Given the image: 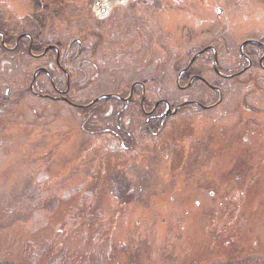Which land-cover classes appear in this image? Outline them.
Here are the masks:
<instances>
[{
	"label": "rangeland",
	"instance_id": "obj_1",
	"mask_svg": "<svg viewBox=\"0 0 264 264\" xmlns=\"http://www.w3.org/2000/svg\"><path fill=\"white\" fill-rule=\"evenodd\" d=\"M0 29L64 50L81 40L80 59L75 48L63 62L75 68V104L127 97L139 82L147 109L166 100L174 110L218 100L203 85L180 90L179 71L209 44L224 72L241 70L240 45L264 42V0H0ZM24 44L0 55V263L264 264L258 63L220 80L208 53L195 67L223 90L222 104L183 108L152 136L140 88L128 110L117 99L77 109L32 94L48 61ZM35 91L54 95L45 76Z\"/></svg>",
	"mask_w": 264,
	"mask_h": 264
},
{
	"label": "flooded vegetation",
	"instance_id": "obj_2",
	"mask_svg": "<svg viewBox=\"0 0 264 264\" xmlns=\"http://www.w3.org/2000/svg\"><path fill=\"white\" fill-rule=\"evenodd\" d=\"M95 5L97 8H100L101 6L100 1H97ZM218 11H221V10H218ZM100 12L102 16L107 14V10L104 8L100 9ZM26 41H27V54L29 57L35 60L47 59L48 61L47 67L37 69V70L42 69L43 71L39 72L37 75V78L34 82V90H35V86H36V83L39 77L45 76L50 84V87L52 88V92L54 93V95L48 94V93H38L36 91L35 92L40 95L45 96L46 98L44 99H47L50 101H56V102H63L73 108L84 109L82 108V106L84 105L75 104L73 101L70 100L71 82H72V76L75 73V68L66 67L63 63L66 58H70V56H72L71 54H74L75 48H77V55L73 57L72 61L76 62L80 59V56L83 54L82 41L79 39H73L71 42H69L68 46L66 45L67 49L64 50V46L62 42L42 43L40 33L37 36H33L29 33H21L15 37V36L10 35L8 31L0 29V55L3 56L5 54L17 53L18 51H20V49H22V47H24L25 45L24 42ZM67 42H68L67 40L64 41L65 44H67ZM260 43H261L260 45H255V44L245 45L242 50H241L242 44L240 45L239 52H240L241 57L245 61V65L243 66L241 70L237 72H233V73H230L229 71L224 72L219 67L218 51H217V48H215L213 45L209 44L201 48L200 50H198V52H196L189 59L188 64L182 70L179 71V75L177 78V87L182 91H188L198 85H203L208 90H210L214 95H218V100L209 106H205L199 103L207 109H202L201 107L197 105L198 102H195V101L184 102L176 106V108L179 106H181V108L178 109L175 115H177L180 110H182L183 108H187V107H197L203 112H208V111H211L212 109L219 107L223 102V97H224L223 90H221V88L218 86L217 83H213V84L209 83L205 79L203 71H198L195 67L197 63H199L204 58V56H206L208 53H211L213 55L212 56L213 61H214L213 71L216 77H218L220 80H232V79L241 77L245 73L250 71L255 63H258L259 67L264 71V42L260 41ZM249 47L255 48V50L252 51L251 55H250V52L247 51V48ZM48 48H51V49H49L44 56L38 57L39 55L44 53L45 50ZM200 53L201 55L195 58V56H197ZM193 59H194L193 64L189 67V69H187V71L183 72L188 67L189 63ZM216 63L218 64L217 70L215 69ZM247 67H249L247 71L240 74V72H242ZM37 70L34 72L33 76L35 75ZM58 73L61 74V76L65 78L64 89H62L61 87V82H62L60 80L61 77L57 75L55 76V74H58ZM230 76H233V77H230ZM133 85H135V87L132 89ZM139 88L141 89V94H142L140 98V109H141L142 115L145 117L144 129L149 135L158 136L159 134L162 133L166 120L170 117L175 116V115H172L169 117H165L167 106L164 101L166 100L157 101L151 108L147 109L146 98H145L146 97L145 84L139 83V82H136L131 85L129 94L127 97H123L119 93L108 94V95H118L122 99H127V101H124L122 99H117V100L125 105L124 107L125 110L126 109L128 110L129 106L135 102V97L138 94ZM29 91L31 92L30 88H29ZM9 94H10V91L7 88L5 91V97H6L5 99H8ZM111 99H115V98H109L106 100H111ZM219 100H221V102L220 104L217 105ZM161 101L163 102L157 105V103ZM170 107L172 109L171 105Z\"/></svg>",
	"mask_w": 264,
	"mask_h": 264
},
{
	"label": "water",
	"instance_id": "obj_3",
	"mask_svg": "<svg viewBox=\"0 0 264 264\" xmlns=\"http://www.w3.org/2000/svg\"><path fill=\"white\" fill-rule=\"evenodd\" d=\"M218 14H221V11H218ZM21 37H23V36H21ZM248 44L260 45L261 43L258 42V41H253V40L246 41V42H244V43L241 45V50L243 49V47H244L245 45H248ZM49 49H51V48L46 49L45 52L42 53L41 55H39L38 57H42V56H44V55L46 54V52H47ZM200 55H201V53L198 54L197 56H195V58L198 57V56H200ZM195 58H194V59H195ZM194 59L189 63L188 67H187L183 72H185V71H187V69H189V67L193 64ZM217 68H218V64L216 63V64H215V69L217 70ZM248 68H249V67H247L246 69H244L242 72H240V74L243 73V72H246ZM41 71H43V70H42V69H41V70H37V72H36L35 75L33 76V79H32V82H31L29 88H30L31 92H32L34 95H36V96H38V97L44 99V98H46L45 96L36 93L35 90H34V82H35V80H36V78H37L38 73L41 72ZM230 77H233V76H230ZM230 77H228V78H230ZM141 85H142V84H141ZM134 87H135V85L132 86V89H133ZM109 98L122 99V98H121L120 96H118V95H104V96H101V97H99V98L93 100L90 104L82 106V108H89V107L95 105L96 103H98L99 101H101V100H103V99H109ZM122 100L127 101V99H122ZM221 100H222V99H221ZM221 100H219V102L217 103V105L220 104ZM162 102H163V101L157 103V105L160 104V103H162ZM164 102H165V104H166V106H167V110H166V112H165V117H169V116L175 115V114L177 113L178 109L181 108V106H179V107L175 108L174 110H172L171 107H170V105H169V103H168L167 101H164ZM197 105H198L199 107H201L202 109H207V108H205L204 106H202V105L199 104V103H198ZM74 106H75V105H74Z\"/></svg>",
	"mask_w": 264,
	"mask_h": 264
},
{
	"label": "trees",
	"instance_id": "obj_4",
	"mask_svg": "<svg viewBox=\"0 0 264 264\" xmlns=\"http://www.w3.org/2000/svg\"><path fill=\"white\" fill-rule=\"evenodd\" d=\"M111 100H115V99H111ZM111 100H102V102H104V101H111ZM118 101V100H117ZM97 105V104H96ZM95 106V105H94ZM93 107V106H92ZM89 109V108H88ZM0 264H11V263H6V262H4V263H0Z\"/></svg>",
	"mask_w": 264,
	"mask_h": 264
}]
</instances>
